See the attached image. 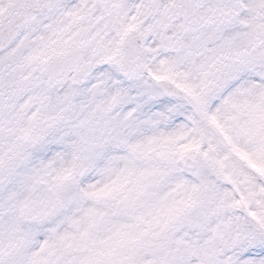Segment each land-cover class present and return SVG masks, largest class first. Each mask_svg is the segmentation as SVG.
Listing matches in <instances>:
<instances>
[{
	"label": "snow or ice",
	"instance_id": "1",
	"mask_svg": "<svg viewBox=\"0 0 264 264\" xmlns=\"http://www.w3.org/2000/svg\"><path fill=\"white\" fill-rule=\"evenodd\" d=\"M0 264H264V0H0Z\"/></svg>",
	"mask_w": 264,
	"mask_h": 264
}]
</instances>
